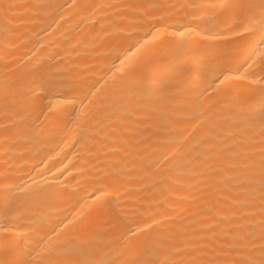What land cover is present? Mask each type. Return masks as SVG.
<instances>
[{
  "label": "bare ground",
  "instance_id": "6f19581e",
  "mask_svg": "<svg viewBox=\"0 0 264 264\" xmlns=\"http://www.w3.org/2000/svg\"><path fill=\"white\" fill-rule=\"evenodd\" d=\"M0 264H264V0H0Z\"/></svg>",
  "mask_w": 264,
  "mask_h": 264
}]
</instances>
